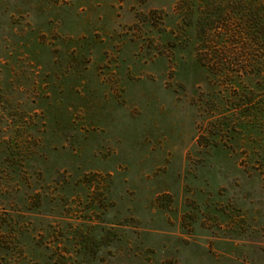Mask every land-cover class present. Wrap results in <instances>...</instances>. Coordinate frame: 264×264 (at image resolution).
<instances>
[{"label": "rangeland", "instance_id": "1", "mask_svg": "<svg viewBox=\"0 0 264 264\" xmlns=\"http://www.w3.org/2000/svg\"><path fill=\"white\" fill-rule=\"evenodd\" d=\"M193 1L0 0V264H264V81Z\"/></svg>", "mask_w": 264, "mask_h": 264}, {"label": "trees", "instance_id": "2", "mask_svg": "<svg viewBox=\"0 0 264 264\" xmlns=\"http://www.w3.org/2000/svg\"><path fill=\"white\" fill-rule=\"evenodd\" d=\"M200 3L204 10L201 13ZM193 7L192 20L196 14L195 28L199 25L203 35L211 23L215 35L234 41L236 58L230 70L237 76L257 77L264 81V0H194ZM226 62L218 59L214 69L222 73Z\"/></svg>", "mask_w": 264, "mask_h": 264}]
</instances>
